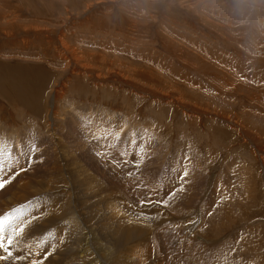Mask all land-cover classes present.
I'll list each match as a JSON object with an SVG mask.
<instances>
[{"label": "rangeland", "instance_id": "374dc122", "mask_svg": "<svg viewBox=\"0 0 264 264\" xmlns=\"http://www.w3.org/2000/svg\"><path fill=\"white\" fill-rule=\"evenodd\" d=\"M0 144V264H264V0H0Z\"/></svg>", "mask_w": 264, "mask_h": 264}, {"label": "snow or ice", "instance_id": "6c2138e0", "mask_svg": "<svg viewBox=\"0 0 264 264\" xmlns=\"http://www.w3.org/2000/svg\"><path fill=\"white\" fill-rule=\"evenodd\" d=\"M117 139L119 138V133L116 134ZM97 139H99L97 137ZM33 152L35 151V147L33 146L31 149ZM143 152V149H141ZM11 154L6 153L2 144H0V172L4 170V163L6 160H10ZM143 157L141 156V160ZM139 165L137 164V167ZM11 167V165H9ZM23 170V169H22ZM18 174V173H16ZM131 175V173H130ZM188 172L185 169L183 176H187ZM10 180H5L2 176H0V190L4 189L6 184L10 183ZM177 191H183V188L178 189ZM175 192L171 193L169 198L171 199L175 196ZM146 201L141 200L140 203L143 205ZM162 203L167 204V201H163ZM31 207V206H29ZM26 212L23 211L20 207L10 210L4 215L0 216V261L8 260L15 258L17 260L25 259L23 256H16L13 252V248L18 246L19 238L25 233L26 227L32 223L31 220L26 219ZM48 239H51V236L45 237V240L40 241L37 244V248L43 247V245L47 242ZM39 255V253H35ZM32 264H40L39 261H33Z\"/></svg>", "mask_w": 264, "mask_h": 264}, {"label": "bare ground", "instance_id": "6f19581e", "mask_svg": "<svg viewBox=\"0 0 264 264\" xmlns=\"http://www.w3.org/2000/svg\"><path fill=\"white\" fill-rule=\"evenodd\" d=\"M16 79H17V78H16ZM19 83H20V82H19ZM31 90H32V88H31ZM28 92H29V91H28ZM23 96H25V97H23ZM20 99H23V100L25 101V100L27 99V96L24 94V95H22V97H20ZM20 99H19V100H20ZM31 99H32V98H31ZM34 99H35V98H34ZM28 101H29V100H28ZM54 152H55V151H54ZM70 203H72V202H70ZM72 212H73V211H72ZM73 214H74V213H73ZM76 216H77V215H75L74 218H76ZM76 219H77V218H76ZM76 219H75V220H76ZM82 220H83V219H82ZM77 221H78V220H77ZM78 223H79V222H78ZM79 224H80V223H79ZM79 224H77V225H79ZM78 227H79V226H78ZM79 228H81V227H79ZM94 228H95V227H94ZM76 229H77V228H76ZM80 230H81V229H80ZM77 231H78V230H77ZM80 235H81V234H80ZM82 235H83V234H82ZM85 237H86V236H84V238H85Z\"/></svg>", "mask_w": 264, "mask_h": 264}]
</instances>
